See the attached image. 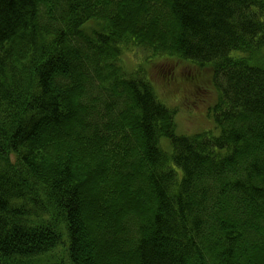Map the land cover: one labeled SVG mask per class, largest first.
Segmentation results:
<instances>
[{"label":"trees","instance_id":"trees-1","mask_svg":"<svg viewBox=\"0 0 264 264\" xmlns=\"http://www.w3.org/2000/svg\"><path fill=\"white\" fill-rule=\"evenodd\" d=\"M135 48L210 73L213 131ZM0 264H264V0H0Z\"/></svg>","mask_w":264,"mask_h":264},{"label":"rangeland","instance_id":"rangeland-1","mask_svg":"<svg viewBox=\"0 0 264 264\" xmlns=\"http://www.w3.org/2000/svg\"><path fill=\"white\" fill-rule=\"evenodd\" d=\"M149 59L147 74L154 84L156 95L169 108L175 109V126L178 135H193L213 131L211 111L217 100V92L208 71H198L180 61L165 57L152 61V54L135 48L122 56L130 68ZM162 149L170 154L165 139ZM161 147V144H160Z\"/></svg>","mask_w":264,"mask_h":264}]
</instances>
